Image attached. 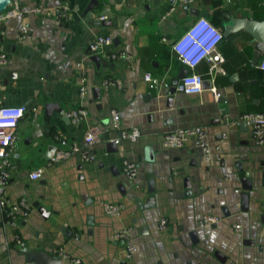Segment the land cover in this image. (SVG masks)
I'll return each instance as SVG.
<instances>
[{"label":"crops","instance_id":"crops-1","mask_svg":"<svg viewBox=\"0 0 264 264\" xmlns=\"http://www.w3.org/2000/svg\"><path fill=\"white\" fill-rule=\"evenodd\" d=\"M12 1L3 12L11 16L0 22V51L8 57L0 65V96L5 106L26 112L15 130L6 196L13 205L24 201L19 213L28 215L8 225L0 210V264H29L26 256L34 253L61 264H73L72 258L89 264H264V144H255L249 128L238 122L245 114L264 113V71L258 68L261 57L254 61L249 33L224 37L227 16L264 22V0H193L190 7L179 0ZM62 4L71 10L67 22L31 11ZM171 6L174 12L163 18ZM101 16L107 26L98 24ZM199 18L223 35V74L214 77L220 99L207 89L192 95L150 90L143 79L147 72L170 84L185 69L207 84V64L191 71L170 47ZM99 35L112 40L107 52H125L130 59L109 62L92 55L89 45ZM109 80L121 87L104 86ZM79 109L86 117L73 124L65 115ZM114 110L120 113L118 128L111 120ZM198 126L210 145L220 147V161L206 160L191 144L162 147L164 134ZM92 127L102 137L87 148L94 159L85 161L83 141ZM121 129H137L140 136L135 142L117 140ZM112 142L117 150L108 152ZM124 161L137 166L132 181L121 174ZM36 170L41 177L31 180ZM243 179L251 182L250 191L242 189ZM104 203L125 208L108 217ZM203 215L219 221L201 228ZM122 228H129L137 247L130 260L121 242L109 240ZM58 248L65 258L56 255Z\"/></svg>","mask_w":264,"mask_h":264},{"label":"built area","instance_id":"built-area-1","mask_svg":"<svg viewBox=\"0 0 264 264\" xmlns=\"http://www.w3.org/2000/svg\"><path fill=\"white\" fill-rule=\"evenodd\" d=\"M181 4L190 7L193 0H179ZM33 13L40 14L47 18H52L59 22H67L71 19L72 14L70 8L62 4L58 7L46 9L41 7H35L31 10ZM174 12V6H171L167 12L164 14L163 18L171 16ZM11 16V13H0V22L5 18ZM101 21L106 20V16H101L99 18ZM3 37V31L0 30V43ZM223 35L212 26L206 19L199 18L194 21L186 32L175 39L170 47L173 53L176 55L177 60L185 68L189 70H194L201 62H205L208 67L207 86L205 85V80L202 76L187 73L183 78H181L177 85L174 87L175 92L192 95L200 94L205 89L209 90L215 101L220 99V94L214 85V77L216 74L222 73L221 65L224 63L223 56L218 52L219 43L222 41ZM163 42H167L166 38H162ZM112 46V40L109 36H96L89 45V52L92 55H98L104 60L115 61L118 59H130V56L125 52H107V49ZM8 62V57L6 54L0 51V65L6 64ZM258 68L264 71V54L261 56L258 64ZM145 83L150 90L169 88L170 84L166 80H160L154 77L151 73L147 72L143 77ZM104 86H115L121 87V83L118 80L106 81ZM79 94L81 98H84L87 94V89L82 86L79 89ZM26 108L24 107H8L3 103V99L0 96V210L4 217L5 223L8 225H13L16 223L18 215L21 217H27L28 213H19L22 207H25L24 201H21L17 205L10 204L6 196L7 183L11 176L12 163H11V152L14 148L16 141L15 130L18 122L24 117ZM86 111L84 109H79L67 114L66 117L71 123L77 124L81 122L86 117ZM111 120L114 128L119 127L120 113L118 111H113L111 114ZM242 122L249 128L255 144H264V113H250L245 114L239 118L238 122ZM235 123V122H232ZM237 123V122H236ZM140 136L137 129L132 130H119V135L117 140H129L135 142ZM102 137V132L98 127L90 128L83 141V146L85 148L82 153V158L85 161H92L94 156L87 150L90 146L99 142ZM191 144L195 148H198L203 157L206 160H216L220 161L222 159L220 147L218 145H210L207 137L205 128L203 127H191L184 129H176L172 132L166 133L162 136V147L165 149H178ZM42 170H36L30 174L29 178L31 180H38L41 177ZM122 176L128 180L132 181L137 175V166L133 162L124 161L121 166ZM103 212L108 217L119 216L125 206L123 204H102ZM26 208V207H25ZM219 221V218L211 215H203L199 221L198 226L203 228L210 225H215ZM161 228H164V221L160 223ZM235 231L240 230L239 225H233ZM130 230L129 228H122L113 230L109 234V240L111 242H121L122 250L125 260H130L137 251L136 245L129 238ZM16 245L23 248L25 244L20 240L16 239ZM57 256L65 258V254L62 248H58L55 251ZM73 264H89L81 261L77 258L70 259Z\"/></svg>","mask_w":264,"mask_h":264},{"label":"water","instance_id":"water-1","mask_svg":"<svg viewBox=\"0 0 264 264\" xmlns=\"http://www.w3.org/2000/svg\"><path fill=\"white\" fill-rule=\"evenodd\" d=\"M171 2L173 3L175 2V0H171ZM12 5H13L12 0H0V13L4 12L8 7ZM227 19L228 21L225 24L224 37L227 38L232 33L239 30H244L247 33H249L255 42L254 61H257L264 54V35L263 33H261V30L264 28V22L256 23L251 20L238 19L230 16H227ZM109 23H110L109 21H101L98 24H100L101 26H107ZM95 59L97 60L98 58L95 57L94 60ZM186 74L187 71L184 69L180 72V74L177 75V77L172 79L170 83V88H168L170 94H173L175 92L174 87L177 85L178 81L181 78H183ZM244 126H245V130H247V125L244 124ZM107 149L108 152H115L117 150L116 144L114 142L109 143L107 145ZM49 152L54 153L55 149L50 148ZM47 159H49V155L47 156ZM241 183H242V189L244 191H250L251 182L249 180L243 179L241 180ZM149 191L153 192L154 191L153 187H150ZM247 202H248V195L246 192H244L241 197V209L244 211L247 210ZM34 207L37 208L41 214L45 212V210L42 207H39L38 204H35ZM45 214H47V212H45ZM193 235L194 234H192V236ZM26 262L29 264H61L62 263L61 259H58L57 257H51L46 253L29 254L26 256Z\"/></svg>","mask_w":264,"mask_h":264}]
</instances>
